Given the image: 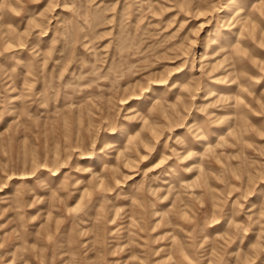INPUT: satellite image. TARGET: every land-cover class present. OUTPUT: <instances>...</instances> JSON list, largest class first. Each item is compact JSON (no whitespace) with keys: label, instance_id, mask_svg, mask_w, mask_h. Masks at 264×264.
<instances>
[{"label":"rangeland","instance_id":"374dc122","mask_svg":"<svg viewBox=\"0 0 264 264\" xmlns=\"http://www.w3.org/2000/svg\"><path fill=\"white\" fill-rule=\"evenodd\" d=\"M0 264H264V0H0Z\"/></svg>","mask_w":264,"mask_h":264}]
</instances>
